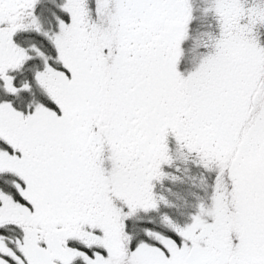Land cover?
<instances>
[{
  "label": "snow or ice",
  "instance_id": "obj_1",
  "mask_svg": "<svg viewBox=\"0 0 264 264\" xmlns=\"http://www.w3.org/2000/svg\"><path fill=\"white\" fill-rule=\"evenodd\" d=\"M0 264H264V0H0Z\"/></svg>",
  "mask_w": 264,
  "mask_h": 264
}]
</instances>
